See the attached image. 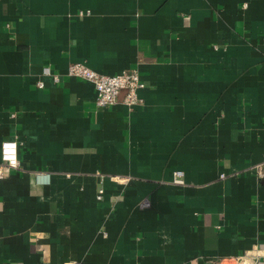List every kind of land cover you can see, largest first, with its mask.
<instances>
[{
  "label": "crops",
  "instance_id": "obj_1",
  "mask_svg": "<svg viewBox=\"0 0 264 264\" xmlns=\"http://www.w3.org/2000/svg\"><path fill=\"white\" fill-rule=\"evenodd\" d=\"M6 139L0 264H264V0H0Z\"/></svg>",
  "mask_w": 264,
  "mask_h": 264
},
{
  "label": "built area",
  "instance_id": "obj_2",
  "mask_svg": "<svg viewBox=\"0 0 264 264\" xmlns=\"http://www.w3.org/2000/svg\"><path fill=\"white\" fill-rule=\"evenodd\" d=\"M68 74L84 78L94 84L97 91L96 102L99 107L119 102L130 106L142 100L139 90L144 87V82L137 68L106 74L92 69L83 62H73L68 68ZM39 85L42 86L43 83L39 82ZM19 165L18 141L16 139L3 140L1 143L0 178L4 177L7 168H17ZM177 174L181 175V172L178 171ZM215 264H222V262Z\"/></svg>",
  "mask_w": 264,
  "mask_h": 264
}]
</instances>
